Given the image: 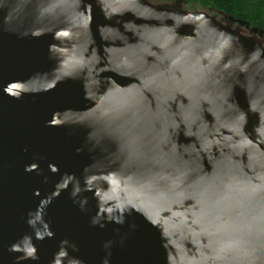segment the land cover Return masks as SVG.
<instances>
[{"label": "water", "instance_id": "1", "mask_svg": "<svg viewBox=\"0 0 264 264\" xmlns=\"http://www.w3.org/2000/svg\"><path fill=\"white\" fill-rule=\"evenodd\" d=\"M0 264H264V30L0 0Z\"/></svg>", "mask_w": 264, "mask_h": 264}, {"label": "trees", "instance_id": "2", "mask_svg": "<svg viewBox=\"0 0 264 264\" xmlns=\"http://www.w3.org/2000/svg\"><path fill=\"white\" fill-rule=\"evenodd\" d=\"M160 1V0H152ZM173 1V0H164ZM184 7L213 9L245 21L264 30V0H181Z\"/></svg>", "mask_w": 264, "mask_h": 264}]
</instances>
